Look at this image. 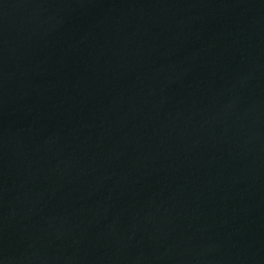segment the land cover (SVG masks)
<instances>
[{"label": "water", "instance_id": "water-1", "mask_svg": "<svg viewBox=\"0 0 264 264\" xmlns=\"http://www.w3.org/2000/svg\"><path fill=\"white\" fill-rule=\"evenodd\" d=\"M0 264H264V0H0Z\"/></svg>", "mask_w": 264, "mask_h": 264}]
</instances>
